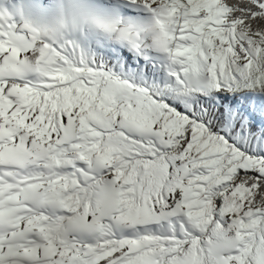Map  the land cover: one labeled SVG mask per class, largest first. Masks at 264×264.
Listing matches in <instances>:
<instances>
[{"label":"snow or ice","instance_id":"snow-or-ice-1","mask_svg":"<svg viewBox=\"0 0 264 264\" xmlns=\"http://www.w3.org/2000/svg\"><path fill=\"white\" fill-rule=\"evenodd\" d=\"M0 264H264V0H0Z\"/></svg>","mask_w":264,"mask_h":264}]
</instances>
